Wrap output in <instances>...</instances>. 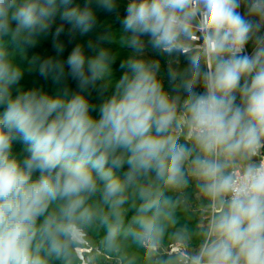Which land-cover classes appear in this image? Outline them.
I'll return each instance as SVG.
<instances>
[{"label": "clouds", "instance_id": "obj_1", "mask_svg": "<svg viewBox=\"0 0 264 264\" xmlns=\"http://www.w3.org/2000/svg\"><path fill=\"white\" fill-rule=\"evenodd\" d=\"M93 3L117 7V0H87L83 8L0 0V36L23 31L31 43L61 7L70 31L87 33ZM120 23L132 54L108 96L106 50L88 58L76 46L66 64L80 90L52 96L38 88L13 95L22 72L0 48V264H69L97 220L107 226L106 246L117 247L130 188L141 203L128 232L152 254L175 206L164 190L187 187L189 175L210 216L198 250L180 252L179 264H264V159L253 160L264 148V0H129ZM148 46L187 60L185 69L168 70L174 95L159 59L144 55ZM53 71L60 81L65 65L49 59L39 67L43 77ZM104 81L97 106L89 96ZM17 139L26 155L13 153ZM125 166L122 179L116 173ZM97 194L107 212L90 203Z\"/></svg>", "mask_w": 264, "mask_h": 264}, {"label": "rangeland", "instance_id": "obj_2", "mask_svg": "<svg viewBox=\"0 0 264 264\" xmlns=\"http://www.w3.org/2000/svg\"><path fill=\"white\" fill-rule=\"evenodd\" d=\"M86 3L87 0H82L80 4L71 2V4H74L72 7L78 6L80 8H83ZM128 3L129 0H117V7L112 13L109 11L105 12V9L100 8L93 3L92 8L95 20L93 26L87 33H81L78 29L70 31L71 25H68V30L61 32L60 35L54 39V34L58 28L54 25V19L52 18L48 22V28L46 30L38 32L31 37V43H28L27 34L23 31L16 36H13L12 33L0 36V48L6 51L8 58L14 65L18 66L22 72V77L19 83L13 88V95L16 94V89L18 88L22 90L38 88L46 91L52 96L59 94L64 87L69 88L72 92H78L80 90L78 82L67 74L68 67L66 64L68 56L78 45L82 47L88 58L95 56L100 50H106L109 53L112 58V74L110 77L112 83L104 95H110L111 92L114 91V82L123 74L124 70L120 68L121 62L126 60L132 54V50L126 47L121 40L122 25L120 22L126 15L124 10ZM63 10L64 8L61 7L56 15L61 17ZM106 15L108 17H104ZM12 27L15 28L14 23ZM55 42L63 44V52L57 51L54 46ZM90 43L93 45L92 48H89ZM150 48V46L146 48L144 55L150 60L159 59L161 63L160 77L166 90L174 95L175 93L172 91L173 84L169 82L168 78V70L169 68H173L177 71L185 69L181 68V64L184 60L180 57H176L175 59L166 58L159 52L152 51ZM49 59L52 60L53 63L59 62L65 65V76L62 80L57 81L55 78L56 73L54 71L50 72L47 77L40 75V65L45 60ZM108 82L109 81L98 82L96 89L91 91L89 100L92 104L98 106L102 102L103 97L99 94L98 89L103 83ZM197 90L202 91L200 88ZM2 114L3 109L0 108V115ZM92 115L98 118V112H93ZM178 135L180 142L183 143L184 138L181 137L182 129L179 130ZM27 147L26 144L17 139L13 142V153L17 155H26ZM121 170L126 172L127 166ZM121 170L116 174L118 175ZM36 175H38V173ZM149 179H152V177H149ZM188 180L189 183L187 187L178 191H166L169 194L168 197H171V199L176 195H179L183 207H179L178 203H174L175 206L172 209V220L166 222L164 234L160 241V245L162 246L168 245L171 242L184 241L185 236L188 235L186 229L182 225L185 218L186 220L193 222L195 226H198L197 224H199L204 216V198L199 194L196 187L197 182L190 175L188 176ZM141 182L147 183L148 181L142 180ZM127 195V202L123 205V226L117 237V247L110 249L106 246L105 236L107 234V226L97 220L86 228L84 236L85 240H83L81 246L72 253L69 259V264H137L133 259L145 256L146 253L142 251L140 244L133 239V235L128 232L129 225L131 224L133 217L137 215V207L141 201L133 193L131 188ZM90 203L99 204L104 208L105 212L108 211L107 206L102 204L99 194L94 196ZM88 237L90 239H88ZM153 255L156 259L163 256V258H167L165 255L162 256L155 253H153ZM53 264H63V262L56 260L53 261Z\"/></svg>", "mask_w": 264, "mask_h": 264}, {"label": "trees", "instance_id": "obj_3", "mask_svg": "<svg viewBox=\"0 0 264 264\" xmlns=\"http://www.w3.org/2000/svg\"><path fill=\"white\" fill-rule=\"evenodd\" d=\"M71 2L72 3H78V4H80L81 2H82V0H71ZM74 4H70V6H68L69 8H71L72 6H73ZM107 10L105 9V12H106ZM124 12H126V9L124 10ZM244 12V11H243ZM111 13H112V11H111ZM243 14V13H242ZM126 16V15H125ZM104 17H108L107 15L106 16H104ZM103 17V18H104ZM53 19H54V25L57 27V28H63V31L62 32H65V31H67L68 30V25L69 24H67V22L66 21H64V20H61V17L60 16H58V15H55L54 17H53ZM61 20V21H60ZM74 40H76V39H74ZM151 49V48H150ZM152 50V49H151ZM152 51H154V50H152ZM160 54H162V53H160ZM163 56H165L166 58L168 57V58H173V59H175L176 57H180L182 60H184V62L181 64L182 66H181V68H186L187 66H188V62H187V60L183 57V56H178V55H173V56H167V55H165V54H162ZM181 137L182 138H184V136H182L181 135ZM125 171L124 170H121L120 171V173L118 174V176H120V177H122L123 178V173H124ZM122 175V176H121ZM167 191V189H165L164 190V193H165V196L166 197H168V192H166ZM172 201H173V204L174 203H178V206L179 207H183V204H182V202H180V198H179V195H176L175 197H173L172 199H171ZM191 224H192V222H190L189 220H186V218H185V220H184V222H183V226H184V228L185 229H188L189 230V232L191 231V229H190V227L189 226H191ZM133 239H135V238H133ZM136 240V239H135ZM141 246V245H140ZM141 249H142V251H144L146 254H145V256H143V257H140V258H135V259H133L134 261H136V263L137 264H158L157 263V259L155 258V256L153 255V253L152 254H149L148 252H147V250L145 249V248H143L142 246H141ZM163 256V255H162ZM165 256H167V258H172V259H176L177 260V258L176 257H174V256H168V255H165ZM164 257V256H163ZM178 261V260H177Z\"/></svg>", "mask_w": 264, "mask_h": 264}, {"label": "crops", "instance_id": "obj_4", "mask_svg": "<svg viewBox=\"0 0 264 264\" xmlns=\"http://www.w3.org/2000/svg\"><path fill=\"white\" fill-rule=\"evenodd\" d=\"M239 11H241V13L243 14H246V7L242 5ZM247 47L251 54L253 50L252 43L249 42ZM253 160L257 161L255 157H253ZM209 216H210V209L208 208V201L204 198V216L202 217V220L199 222V224H197L198 226H195L192 222L191 226H189L191 229L190 232L188 229H186L188 235L185 236L184 242L188 244L191 253H194L199 248V245L202 240L201 232L203 229L207 227ZM178 262L179 261H177L176 259H172V258H163V257L157 258L158 264H179Z\"/></svg>", "mask_w": 264, "mask_h": 264}, {"label": "built area", "instance_id": "obj_5", "mask_svg": "<svg viewBox=\"0 0 264 264\" xmlns=\"http://www.w3.org/2000/svg\"><path fill=\"white\" fill-rule=\"evenodd\" d=\"M246 51L250 54L247 45H246ZM255 158L257 162H259V160L261 159H264V148L260 149L258 155L255 156ZM180 252L191 254L188 244L184 241L171 242L170 244L165 246L160 245L154 253L160 255L174 256L178 260V256Z\"/></svg>", "mask_w": 264, "mask_h": 264}, {"label": "bare ground", "instance_id": "obj_6", "mask_svg": "<svg viewBox=\"0 0 264 264\" xmlns=\"http://www.w3.org/2000/svg\"><path fill=\"white\" fill-rule=\"evenodd\" d=\"M85 238V237H84ZM88 239H90L89 237H88ZM85 240V239H84ZM91 241V240H90ZM88 242H89V240H88ZM90 243V242H89ZM84 253V252H83ZM84 256V255H83ZM87 256V255H86ZM92 257H94V256H92ZM87 258V257H86ZM89 258V257H88ZM98 258V257H97ZM100 258V257H99ZM91 260V259H90ZM96 260V259H95ZM97 262V261H96ZM99 263V262H98ZM92 264V263H91Z\"/></svg>", "mask_w": 264, "mask_h": 264}, {"label": "water", "instance_id": "obj_7", "mask_svg": "<svg viewBox=\"0 0 264 264\" xmlns=\"http://www.w3.org/2000/svg\"><path fill=\"white\" fill-rule=\"evenodd\" d=\"M184 131H185V130H184V129H182V136H184Z\"/></svg>", "mask_w": 264, "mask_h": 264}]
</instances>
